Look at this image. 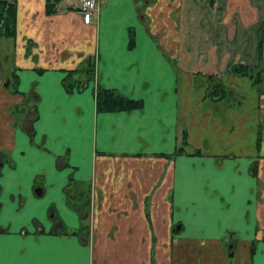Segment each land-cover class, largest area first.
Wrapping results in <instances>:
<instances>
[{
    "label": "crops",
    "instance_id": "1",
    "mask_svg": "<svg viewBox=\"0 0 264 264\" xmlns=\"http://www.w3.org/2000/svg\"><path fill=\"white\" fill-rule=\"evenodd\" d=\"M12 1L0 264H264V0Z\"/></svg>",
    "mask_w": 264,
    "mask_h": 264
},
{
    "label": "trees",
    "instance_id": "2",
    "mask_svg": "<svg viewBox=\"0 0 264 264\" xmlns=\"http://www.w3.org/2000/svg\"><path fill=\"white\" fill-rule=\"evenodd\" d=\"M48 10L53 9V1H49L47 5ZM15 7L12 0H0V36L10 37L15 32ZM249 64L237 63L236 71L245 74L248 73ZM65 85L70 88V84L65 82ZM225 92V86L217 81L214 82L208 89L207 94L215 98H220ZM96 106L100 110H117L130 109L141 106L139 98L128 97L115 90L107 87H99L95 90ZM183 146H179L176 152H183ZM193 153L196 150L192 151Z\"/></svg>",
    "mask_w": 264,
    "mask_h": 264
},
{
    "label": "rangeland",
    "instance_id": "3",
    "mask_svg": "<svg viewBox=\"0 0 264 264\" xmlns=\"http://www.w3.org/2000/svg\"><path fill=\"white\" fill-rule=\"evenodd\" d=\"M10 37H4V36H0V82L4 83L6 79H8L9 76H6L9 74V70H8V66L10 64V54L8 53L9 51V47H10ZM252 73H248V74H242L240 75L239 73L237 74H231L229 77H231V81L226 80L227 76H225V79L222 80V82L227 85L228 82H230L229 84L233 87H236V89L239 90V88L237 87H241L243 86V82H247L248 86L245 87H241V89L244 91V94L247 93V89L250 86V84L252 83V81H254V78L252 80V78H250V75ZM240 81L243 83L241 84ZM245 86V84H244ZM204 108V107H203ZM239 144V143H238ZM240 144L237 146L238 149H240ZM242 147V146H241ZM184 216L186 218H188V216L186 215V213H183Z\"/></svg>",
    "mask_w": 264,
    "mask_h": 264
},
{
    "label": "built area",
    "instance_id": "4",
    "mask_svg": "<svg viewBox=\"0 0 264 264\" xmlns=\"http://www.w3.org/2000/svg\"><path fill=\"white\" fill-rule=\"evenodd\" d=\"M77 10L85 22L92 20V15L97 8V0H77Z\"/></svg>",
    "mask_w": 264,
    "mask_h": 264
}]
</instances>
